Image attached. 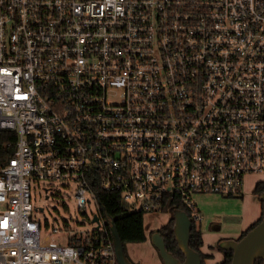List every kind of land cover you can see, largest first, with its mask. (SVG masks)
I'll list each match as a JSON object with an SVG mask.
<instances>
[{"label": "built area", "instance_id": "2783aa9c", "mask_svg": "<svg viewBox=\"0 0 264 264\" xmlns=\"http://www.w3.org/2000/svg\"><path fill=\"white\" fill-rule=\"evenodd\" d=\"M4 131L0 264H118L97 190L198 223L263 173L264 0H0ZM55 182L95 228L39 218Z\"/></svg>", "mask_w": 264, "mask_h": 264}, {"label": "rangeland", "instance_id": "374dc122", "mask_svg": "<svg viewBox=\"0 0 264 264\" xmlns=\"http://www.w3.org/2000/svg\"><path fill=\"white\" fill-rule=\"evenodd\" d=\"M263 179L264 170L262 174L245 175L243 195L237 197H223L215 194H200L193 197L202 215V220L196 224V228L200 231L204 244L210 245L216 237L220 238L221 235L218 234L234 236L241 231L243 226L246 227L245 223H251L253 219L260 217L261 204L259 199L252 195V191L259 182H264ZM53 185L54 188L49 198L37 197L35 199V205L38 208H44V212L38 215L39 218L43 220L46 217L49 223L60 226L62 220H65L75 230L95 228L93 224L86 223L83 226L75 224L80 216L72 187L67 189L61 182H55ZM96 211V204L90 198L86 205L87 217L91 218ZM172 214L171 210L166 209L160 213L143 215L147 233L146 241L139 245H126V253L133 264H158L160 257L150 242V234L165 226Z\"/></svg>", "mask_w": 264, "mask_h": 264}, {"label": "trees", "instance_id": "16d2710c", "mask_svg": "<svg viewBox=\"0 0 264 264\" xmlns=\"http://www.w3.org/2000/svg\"><path fill=\"white\" fill-rule=\"evenodd\" d=\"M16 140V136L12 132H0V166L4 165L8 162V160L14 155V143ZM264 192V182H259L255 189L253 190V194L259 197V195ZM98 201L102 207V212L104 216L108 219L113 220L117 232L119 234L120 239L124 245V251L126 253V245L127 244H139L143 243L147 239V233L144 227V214L141 212H131L127 210L126 204L118 197L116 194H109L97 190ZM261 204V215L258 220L248 227L241 235L242 238L249 230H251L254 226L261 222L264 216V203ZM177 209H180L188 214V212L180 205H176ZM174 210V208H173ZM172 210V212H173ZM196 224L192 220V230H191V238L189 242V246L196 252H199L202 258V264L204 259V254H202L200 248L203 245L202 235L200 231L196 228ZM173 225L174 218L173 214L170 215L169 222L156 230L160 233L161 237L164 240L166 249L172 253L177 259L180 261L183 260V255L178 249V245L176 243L174 233H173ZM239 238V239H240ZM217 249L223 253V261L220 264H230L232 261V252L224 251L217 246ZM129 258V256L127 255ZM255 264H263L262 260H257Z\"/></svg>", "mask_w": 264, "mask_h": 264}, {"label": "water", "instance_id": "95a60500", "mask_svg": "<svg viewBox=\"0 0 264 264\" xmlns=\"http://www.w3.org/2000/svg\"><path fill=\"white\" fill-rule=\"evenodd\" d=\"M264 203V192L258 197ZM174 225L173 233L178 245V249L183 255L180 261L166 247L163 238L158 231L150 234V242L157 250L161 264H202L199 252L194 251L190 246L192 220L186 212L175 209L173 211ZM98 220L97 217L94 218ZM109 227L118 264H133L124 251V245L119 237L113 220L109 219ZM219 248L232 252L230 264H255L257 260H262L264 264V216L260 223L249 230L239 240H224L219 243Z\"/></svg>", "mask_w": 264, "mask_h": 264}, {"label": "crops", "instance_id": "0c3cea01", "mask_svg": "<svg viewBox=\"0 0 264 264\" xmlns=\"http://www.w3.org/2000/svg\"><path fill=\"white\" fill-rule=\"evenodd\" d=\"M263 181H264V179H263ZM252 195L255 196V198H257L256 195L253 194V191H252ZM259 206H260V204H259ZM258 218L253 219L251 221V223H245L246 227L243 226L241 231H239V232L245 231L248 227H250L252 224H254L258 220ZM218 235H221V237L224 236V234H218ZM221 237L220 238L216 237L215 240L210 245L204 244V241H203V245L200 248L202 254H204V256H205L203 259V264H220L223 261V253L217 249V244L220 241L219 239H221ZM202 240H203V238H202ZM139 244H141V243H139ZM139 244H131V245H139ZM214 252H217V253H214ZM158 264H161V260L158 262Z\"/></svg>", "mask_w": 264, "mask_h": 264}, {"label": "flooded vegetation", "instance_id": "af4514ba", "mask_svg": "<svg viewBox=\"0 0 264 264\" xmlns=\"http://www.w3.org/2000/svg\"><path fill=\"white\" fill-rule=\"evenodd\" d=\"M242 232H239L238 234L232 236V235H228V234H225L223 237H221V239H219L220 241L218 242L217 246L219 247V243L224 241V240H229V239H233V240H239V238L241 237Z\"/></svg>", "mask_w": 264, "mask_h": 264}]
</instances>
